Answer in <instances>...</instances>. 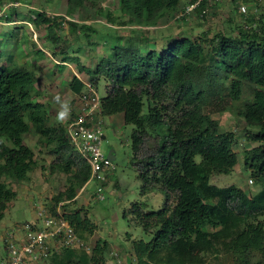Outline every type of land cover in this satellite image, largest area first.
Returning a JSON list of instances; mask_svg holds the SVG:
<instances>
[{
    "label": "trees",
    "instance_id": "1",
    "mask_svg": "<svg viewBox=\"0 0 264 264\" xmlns=\"http://www.w3.org/2000/svg\"><path fill=\"white\" fill-rule=\"evenodd\" d=\"M84 1L68 0L69 14ZM187 1V6L199 1L195 11L205 16L209 0ZM181 2L120 0L122 12L129 16L123 23L152 26L158 17L174 15ZM107 17L116 21L111 13ZM246 19L236 33L188 35L163 51L156 45L145 52L132 41L116 42L112 54L91 70L65 48L68 41H62L56 27L61 28L62 21L41 12L35 16V24L46 26L47 39L56 43L54 57L76 61L96 87L101 78L106 80L102 115L122 113L124 122L134 126L131 163L139 172L142 193L165 195L158 210L147 211L144 203H133L136 223L152 234L150 241H132L137 264H211L213 258L226 264H264V9L258 17ZM89 29L86 23L69 21L73 38L90 37ZM8 57L0 64V223L18 197L2 178L24 181L35 167L34 151L24 141L33 129L55 156L51 171L68 178L69 186L55 204L65 202L63 211L80 238L86 232L93 234L96 225L88 213L68 207L89 180L91 168L73 148L66 125L47 124L43 107L31 92L39 81L37 73ZM223 80L229 82L228 93L234 100L241 99L245 85L252 89L251 99L239 112L257 129L250 139L259 145L246 149L242 158L244 168L262 186L252 196L236 184L211 183L213 173L230 174L239 161L234 133L221 130L206 110L208 95L223 87ZM68 85L77 95L85 88L76 75ZM110 251L109 242L99 238L91 252L64 249L66 258L57 264H107Z\"/></svg>",
    "mask_w": 264,
    "mask_h": 264
},
{
    "label": "rangeland",
    "instance_id": "2",
    "mask_svg": "<svg viewBox=\"0 0 264 264\" xmlns=\"http://www.w3.org/2000/svg\"><path fill=\"white\" fill-rule=\"evenodd\" d=\"M4 1L20 2V6L10 9L12 19L18 18L19 23L9 26L0 25V59L14 52V50L8 49L9 44H17L18 37L13 34L16 28L12 26L20 27L16 32L20 37L27 36L24 37V40L28 43V47L34 41L38 48H43L46 51L47 57H43L45 53L37 52L31 47L27 54L17 57L20 62L26 64L28 68L34 69L37 75L39 74L40 82L31 92L34 101L42 105L47 124L50 126L66 125L71 115L79 107V97L72 95L68 85L71 76H77L78 73L85 80H89V75L87 72H82L74 60L67 61L68 65L54 63L55 61L62 63V58H54L53 50L56 43L47 39L46 26L35 24L37 12L43 13L46 17H55L58 22H63L61 28L56 27L57 34L62 38V41L65 39L68 41L65 48L67 51L69 50L71 56L79 58V63L82 66L94 70L103 59L112 54L113 44L116 42L127 44L128 41H132L134 44L140 45L145 52L151 45H156V49L163 51L175 39L188 35L197 37L203 32H208L209 37H212L218 31L236 33L239 26L245 25L248 15L255 14L258 17L264 9V0H248L247 14L241 13L237 5L229 0H209L205 16L198 11L181 16L188 4L187 0H182L174 15L158 17L154 25L146 26L123 23L129 16L122 12L120 0H85L82 6L74 9L73 14L68 12V0ZM109 13L113 18H116L115 22L109 21L107 17ZM71 20L80 24H88L91 27L87 31L91 34L90 37L80 34L79 38H73L74 36L69 33V21ZM25 31L29 33L30 37L24 33ZM58 44L63 47L61 41ZM54 68L61 69V71H53ZM47 70L52 72L49 74ZM221 77L223 78L222 75ZM223 81H225L223 87L208 95L206 110L215 120H218L221 130L234 133L233 149L237 152L239 161L230 174L213 173L211 183L219 187L236 184L252 196L262 186L256 183L250 172L244 168L242 158L246 149L259 145V142L250 139L257 129L249 126L245 118L239 114L245 102L251 99L252 89L245 85L241 99L234 100L228 93L229 82ZM97 91L102 99L107 95L105 79L99 80ZM57 94L71 105V114L64 121L57 119L61 108V105L54 99ZM147 112L148 103L146 101L144 114ZM101 119L104 134L101 148L106 155L111 150L114 151L116 157L113 160L114 169L109 173L106 182H94L83 192L80 189L76 201L68 207L72 210H83L84 213H89L90 219L96 225L99 237L109 242L111 262L114 264H137L133 253V244H131L132 240L147 242L151 240L152 234L147 233L136 223L135 216L131 211L133 203H144V208L147 211L158 210L165 204V195L159 191H152L148 194H143L141 191L139 172L131 163L133 156L131 136L134 126L124 122L122 113L103 115ZM159 132H163V129H160ZM24 141L33 149L36 164L27 180L15 181L9 177L2 178V181L18 191L19 196L9 206L1 222L0 259L7 257L8 234L11 232L23 233L21 225L27 221L35 220L37 216L35 205L42 201L46 206L54 209L56 197L59 193L65 192L69 186L65 173L51 171V164L55 156L50 154L51 147L45 145L33 129L25 135ZM197 159L199 161L200 156ZM99 194L104 198H99ZM93 234L87 232L83 234L85 249L90 252L97 239L96 232ZM211 264L226 263L213 258Z\"/></svg>",
    "mask_w": 264,
    "mask_h": 264
},
{
    "label": "built area",
    "instance_id": "3",
    "mask_svg": "<svg viewBox=\"0 0 264 264\" xmlns=\"http://www.w3.org/2000/svg\"><path fill=\"white\" fill-rule=\"evenodd\" d=\"M235 3L239 11L248 13V0H229ZM199 1L186 6L182 15L195 12ZM20 6V2L0 0V24L7 25L10 9ZM180 16V15H179ZM85 88L79 97V107L66 124L67 135L74 149L88 163L91 175L85 187L94 182L104 183L114 169L113 161L102 151L104 138L101 126L102 98L97 87L90 81L84 82ZM99 198L104 196L99 194ZM64 201L54 209L44 203L36 204L37 221L21 225L23 233L11 232L7 236V257L0 264H35L51 251L63 248H83V240L78 236L63 211ZM38 222L41 227H38ZM52 242L55 249L52 248Z\"/></svg>",
    "mask_w": 264,
    "mask_h": 264
},
{
    "label": "crops",
    "instance_id": "4",
    "mask_svg": "<svg viewBox=\"0 0 264 264\" xmlns=\"http://www.w3.org/2000/svg\"><path fill=\"white\" fill-rule=\"evenodd\" d=\"M19 2V1H18ZM12 12L10 11L9 12V17L7 18V22L9 23V24H7L6 26H9V25H14V24H18L19 23V20H17L18 18H14V19H12V16L10 15ZM16 17V16H15ZM15 20H17V21H15ZM11 23V24H10ZM0 25H2V24H0ZM13 28H16V30L14 31V33L13 34H15L17 37H18V39H17V44H15V43H11V44H9V47H8V49L9 50H14V52H12L11 54H9V55H7L6 57H4V58H2V59H0V60H2L1 62H0V64L1 63H3L4 62V60L5 59H8L9 57L8 56H10V55H12L13 56V58L14 59H18L19 60V58L17 57V56H21L22 54H27V52H29L30 51V49H31V47L33 48V49H35L37 52L39 51V52H41V53H45V55L43 56V57H47V53H46V51H44V49L43 48H38V46H36V44H35V42L34 41H32L30 44H31V46L30 47H28V43L24 40V37L26 36V35H24V36H19L18 35V33H16L17 32V28H20V27H18V26H12ZM24 33H26L29 37H30V35H29V33L28 32H24ZM27 37V36H26ZM20 39V41H18ZM32 39V38H31ZM34 39V38H33ZM29 40H30V38H29ZM22 41H25V42H22ZM21 43V44H20ZM16 47V48H15ZM46 50V49H45ZM54 56V55H53ZM54 58H56V57H54ZM56 59H58V58H56ZM19 62H20V60H19ZM20 63H22V62H20ZM56 65H59V64H61V65H68V63L67 62H62V63H60V61H55L54 62ZM55 70H53V71H61V69H57V68H54ZM34 70V69H33ZM46 70V69H45ZM48 71V73L50 74V72H52L51 70H47ZM36 72V71H35ZM72 77V76H71ZM77 77L81 80V81H83V82H88V81H90V80H85V78H83L81 75H79L78 73H77ZM38 79H39V81H38V83L40 82V77H39V74H38ZM70 81V80H69ZM69 83V82H68ZM92 83V82H91ZM38 89H40V88H38ZM71 91V90H70ZM71 93H72V95H74V96H77V94H75L73 91H71ZM75 103V102H74ZM70 140V139H69ZM74 148V147H73ZM113 153H114V151H113ZM116 158V157H115ZM93 184V183H92ZM91 185V184H90ZM89 188V187H88ZM85 189H87V187H85V185H84V187L82 188V192L85 190ZM16 190V189H15ZM18 192V191H17ZM19 196V195H18ZM78 196V195H77ZM76 196V197H77ZM13 202V201H12ZM12 202L10 203V205L12 204ZM42 202V201H41ZM9 205V206H10ZM9 208V207H8ZM8 208H7V210H8ZM6 210V211H7ZM35 211H36V205H35ZM89 212V211H88ZM5 215H6V212H5ZM37 215V214H36ZM88 215H89V213H88ZM35 221H37V216H36V218H35V220H32V221H30V222H35ZM92 221V220H91ZM27 222H29V221H27ZM0 226H1V223H0ZM38 227H41V223L40 222H38ZM96 235H97V239L95 240V241H97L99 238H101V237H99V235L97 234V228H96ZM8 234V233H7ZM21 235V234H20ZM94 235V234H93ZM7 236V235H6ZM82 238V240L84 241L85 239L83 238V237H81ZM131 239H133V238H131ZM133 241V240H132ZM132 244V243H131ZM86 246L84 245L83 246V248H85ZM52 248H54L55 249V245H54V243L52 242ZM64 249H66V248H63V249H60V250H58V251H51L47 256H45V257H43V258H41V259H39L35 264H57V261L58 262H60V261H62L64 258H66V257H64ZM88 252H90V251H88ZM110 257V256H109ZM3 258V257H2ZM112 260H111V257L110 258H108L107 259V264H111V263H113L114 264V262H111ZM51 262V263H50ZM116 264H120V263H116Z\"/></svg>",
    "mask_w": 264,
    "mask_h": 264
},
{
    "label": "clouds",
    "instance_id": "5",
    "mask_svg": "<svg viewBox=\"0 0 264 264\" xmlns=\"http://www.w3.org/2000/svg\"><path fill=\"white\" fill-rule=\"evenodd\" d=\"M55 101L61 105L60 111L58 112L57 119L59 121H64L66 118H68L71 114V105L67 102L62 100L61 96L57 94L54 97Z\"/></svg>",
    "mask_w": 264,
    "mask_h": 264
},
{
    "label": "water",
    "instance_id": "6",
    "mask_svg": "<svg viewBox=\"0 0 264 264\" xmlns=\"http://www.w3.org/2000/svg\"><path fill=\"white\" fill-rule=\"evenodd\" d=\"M107 157L110 158L112 161L115 160V155L113 153V150H111L108 154Z\"/></svg>",
    "mask_w": 264,
    "mask_h": 264
}]
</instances>
